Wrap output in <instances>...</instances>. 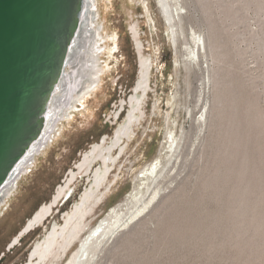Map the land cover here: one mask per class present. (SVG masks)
<instances>
[{
	"label": "rangeland",
	"instance_id": "obj_1",
	"mask_svg": "<svg viewBox=\"0 0 264 264\" xmlns=\"http://www.w3.org/2000/svg\"><path fill=\"white\" fill-rule=\"evenodd\" d=\"M93 1L108 37L100 43L107 44L98 61L106 66L102 86L84 108L76 104L0 212V264H26L90 188L92 173L78 174L70 198L10 246L68 170L78 172L103 138L104 147L111 144L131 111L142 60L150 74L139 121L115 147L114 155L123 150L99 188L101 204L53 264H65L114 205L121 213L140 197L148 207L91 253L89 264H264V0H181L176 46L158 0ZM198 39L205 51L196 61L191 49ZM168 131L177 138L174 152ZM160 155V178L136 177Z\"/></svg>",
	"mask_w": 264,
	"mask_h": 264
},
{
	"label": "bare ground",
	"instance_id": "obj_2",
	"mask_svg": "<svg viewBox=\"0 0 264 264\" xmlns=\"http://www.w3.org/2000/svg\"><path fill=\"white\" fill-rule=\"evenodd\" d=\"M84 1L85 12L81 18L83 22L77 38L78 44L73 47L68 65L64 70V91L62 92L60 89L56 91L55 99L50 107L51 114L46 123V130L43 136L31 147V151H29L27 157L18 166L13 178L0 189V212L18 190L21 180L31 173L36 166L40 155H45L48 148L52 146L53 142L60 135L64 121L72 117L76 104H80L81 108H84L83 103L87 102L90 96H94L102 86L106 66L99 64L100 62L98 63V61L104 53V46L105 49L107 48V44L101 47L100 43L107 41L108 37L103 36L105 28L97 20V18L100 19V10L96 7L95 2L93 0ZM169 1L158 0V3L161 5L172 43L176 46L178 43V21L182 15V5L181 0H174L175 5H171ZM202 50L203 52L205 51L203 40L198 39L194 41L191 52L196 61H199ZM140 63V79L135 88V96L130 99L131 111L126 121L115 131L114 136L110 138L111 144L104 147L106 139L103 138L101 143L95 144L87 154H84L77 166L79 171L75 172L74 169L68 170L49 203L42 204L33 213L19 234L12 240L10 246L18 242V236L31 232L41 224L52 213L53 208L71 193L69 192L70 184L78 178V174L92 173L94 180L90 188L85 190L70 210L63 215V226L58 227L56 224L53 225L45 239L41 243L38 242L30 252L26 264H53V259L59 255H64L73 242L79 238L80 233L85 227L86 217L101 204L103 193L99 192V188L104 180L109 177L113 165L123 150V147H120L119 154L114 155L115 147L120 145V141L124 137H130L133 125L136 121H139L137 113L143 100L142 96L146 93L150 74L148 62L142 60ZM139 92H141V95H138ZM168 132L169 136L166 142H169L168 147L174 149V152L176 146H178L177 138L176 135L171 133L172 131ZM172 149L167 151H171ZM168 159L170 160L171 157ZM96 161H100L101 163L97 168L93 169ZM164 162H166L164 157L160 155L154 162L149 163L141 169L139 175L136 177L150 178L151 183L154 182L162 176ZM151 183L146 184L147 188ZM147 207L148 204L143 197H140L135 204L129 206L121 213H118V210L122 208V205H114L99 219L97 225L83 239H79V247L65 264H89L94 255L92 254L91 256V253H94L100 246L108 242L118 230L132 221ZM56 247H59L60 250L57 248L58 251H54Z\"/></svg>",
	"mask_w": 264,
	"mask_h": 264
},
{
	"label": "water",
	"instance_id": "obj_3",
	"mask_svg": "<svg viewBox=\"0 0 264 264\" xmlns=\"http://www.w3.org/2000/svg\"><path fill=\"white\" fill-rule=\"evenodd\" d=\"M84 2L0 0V189L43 136L56 91H64Z\"/></svg>",
	"mask_w": 264,
	"mask_h": 264
}]
</instances>
